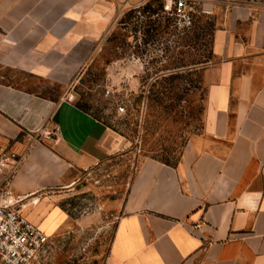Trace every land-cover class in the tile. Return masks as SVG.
<instances>
[{
	"label": "crops",
	"instance_id": "0c3cea01",
	"mask_svg": "<svg viewBox=\"0 0 264 264\" xmlns=\"http://www.w3.org/2000/svg\"><path fill=\"white\" fill-rule=\"evenodd\" d=\"M112 3L0 0V149L24 154L6 202L73 183L126 146L75 101L26 83L71 82L105 34ZM213 55L200 132L176 166L141 163L103 264H264V7L225 9ZM56 127L58 142L28 147V131Z\"/></svg>",
	"mask_w": 264,
	"mask_h": 264
},
{
	"label": "rangeland",
	"instance_id": "374dc122",
	"mask_svg": "<svg viewBox=\"0 0 264 264\" xmlns=\"http://www.w3.org/2000/svg\"><path fill=\"white\" fill-rule=\"evenodd\" d=\"M111 1L108 28L71 82L63 85L26 80L42 94L86 104L99 121L126 138L124 153L81 171L73 183L13 202L19 208L25 205L21 213L50 239L32 264H103L121 206L141 163L146 158L177 160L188 139L202 127L203 113L199 111L207 90L191 92L172 109L165 110L148 101V76L173 70L186 74L187 70L175 67L208 55L211 36L201 39L196 48L185 42L193 33V15L205 13L214 19L216 27L229 7H264V0H157V7L163 4L165 12L176 11L177 15L172 17L168 33L161 32L157 40L145 46L141 25L147 17L137 13V18L126 26L120 21L128 10L153 0ZM179 1H186L180 13L176 7ZM212 62L213 58L205 66ZM119 106H124L125 112L119 113Z\"/></svg>",
	"mask_w": 264,
	"mask_h": 264
},
{
	"label": "trees",
	"instance_id": "16d2710c",
	"mask_svg": "<svg viewBox=\"0 0 264 264\" xmlns=\"http://www.w3.org/2000/svg\"><path fill=\"white\" fill-rule=\"evenodd\" d=\"M155 2H157V0L148 1L140 7L128 10L120 21L121 24L126 26L127 24H130L134 18H137V13L145 15L147 19L141 25L143 33L142 42L145 46L157 40L161 35V32L168 33L173 21L172 17L177 15L176 11L165 12L164 5L162 4L157 7ZM183 10L184 9H181L180 12ZM163 11L166 13L164 16L161 15ZM204 14L205 13L201 14L199 17H197V15H193L191 22L194 26L191 28L193 33L185 38V42L188 46L196 48L200 44L201 39L211 36L212 47L210 52H208V55L204 56L203 60H193L175 67H181L183 70H187L186 74L173 70L168 73L148 76L150 77V81L148 82V88L145 93L147 94L146 97L150 103L155 102L163 109L169 110L172 109L176 103L184 100V97L189 95L191 92L198 90H203V92H205L206 85L204 81V72L209 66L205 65L206 63H209L214 56L213 34L216 27L214 19ZM194 17L197 18L196 21L194 20ZM197 22L200 23L201 26H199ZM202 100H204V97H202ZM76 106L79 109L90 113V109L86 104L78 101L76 102ZM203 111L204 104L202 103L199 112L203 113ZM95 118L99 120L97 117ZM105 124L108 125L107 123ZM108 126L111 127L110 125ZM157 160L171 166H176L178 161V159L173 162L166 159Z\"/></svg>",
	"mask_w": 264,
	"mask_h": 264
},
{
	"label": "built area",
	"instance_id": "2783aa9c",
	"mask_svg": "<svg viewBox=\"0 0 264 264\" xmlns=\"http://www.w3.org/2000/svg\"><path fill=\"white\" fill-rule=\"evenodd\" d=\"M185 5L186 1H179L177 10L180 12ZM118 112H125V107L119 106ZM57 132V127L54 131H28L25 134L28 147L34 143L58 142ZM125 149L123 146L119 152L124 153ZM23 158L24 154L0 149V172L5 185L0 187V264H32L50 242L49 236L21 213L25 205L19 208L16 203L6 202V184L18 172Z\"/></svg>",
	"mask_w": 264,
	"mask_h": 264
},
{
	"label": "bare ground",
	"instance_id": "6f19581e",
	"mask_svg": "<svg viewBox=\"0 0 264 264\" xmlns=\"http://www.w3.org/2000/svg\"><path fill=\"white\" fill-rule=\"evenodd\" d=\"M211 8V7H210Z\"/></svg>",
	"mask_w": 264,
	"mask_h": 264
}]
</instances>
